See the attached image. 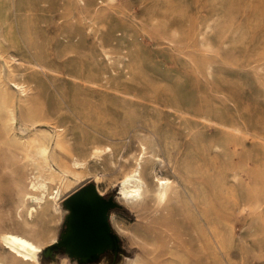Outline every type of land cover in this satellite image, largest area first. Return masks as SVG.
I'll use <instances>...</instances> for the list:
<instances>
[{"label":"rangeland","instance_id":"obj_1","mask_svg":"<svg viewBox=\"0 0 264 264\" xmlns=\"http://www.w3.org/2000/svg\"><path fill=\"white\" fill-rule=\"evenodd\" d=\"M70 17L87 18L80 37ZM0 41V71L29 83L48 115L37 128L63 130L70 152L55 148L57 157L87 164L68 196L94 183L118 204L115 244L91 264H264V0H0ZM142 143L145 178L155 168L174 181L164 208L117 199ZM33 167L0 152V232H26L18 191ZM69 215L64 201L39 210L36 239L60 241ZM84 262L66 249L40 255ZM0 263L26 264L1 243Z\"/></svg>","mask_w":264,"mask_h":264},{"label":"bare ground","instance_id":"obj_2","mask_svg":"<svg viewBox=\"0 0 264 264\" xmlns=\"http://www.w3.org/2000/svg\"><path fill=\"white\" fill-rule=\"evenodd\" d=\"M69 19H71L69 20L70 36L80 37L81 30L77 27V23H82L87 18L70 17ZM2 20L5 24L6 20L4 18ZM6 35L3 30L2 36L11 42ZM1 44L0 41V49ZM0 58L6 60L1 51ZM39 67L43 65L40 64ZM10 83H14V86ZM31 92L29 83L8 81L5 74L0 71V152L9 154L12 165H18L23 159L30 160L34 164L28 184L21 186L18 191L22 202L17 210V219L18 224L26 232H0V243L4 250L16 260L26 264H40V255L46 248L58 244L59 239L53 238L47 245L41 244L36 237L42 238L43 230L36 227L34 219L39 210L48 207L55 212L61 210V204L72 191L73 183L81 181L87 164L75 159L68 165L57 157L55 148L70 152L67 140L62 133L63 130H59L58 127H54V132L37 128L44 122H48L49 118L45 111L38 109L32 102ZM18 120L20 123L18 129L25 131L24 128L31 127L35 131L26 138L18 136L16 128ZM226 146L230 147V143L226 142ZM102 152V149L97 148L93 155L99 156ZM147 155L148 147L142 143L141 156L136 158V166L125 172L120 180L117 199L133 211H138L145 206L149 199L164 208L174 191V181L155 168L152 169L154 181L145 178L143 162L149 158ZM154 164L163 165L164 161L158 157L154 159ZM53 184H56L54 188ZM16 185L19 187L17 182ZM97 190L99 191L98 186ZM173 193L177 194L175 191ZM100 195L104 196L101 193ZM28 233L34 234L35 237ZM103 241L107 242V239L103 237Z\"/></svg>","mask_w":264,"mask_h":264},{"label":"water","instance_id":"obj_3","mask_svg":"<svg viewBox=\"0 0 264 264\" xmlns=\"http://www.w3.org/2000/svg\"><path fill=\"white\" fill-rule=\"evenodd\" d=\"M64 204L70 210L66 231L59 243L49 249H66L86 264L95 261L115 244L109 223L110 211L118 207L115 198L101 196L97 186L88 183L67 197Z\"/></svg>","mask_w":264,"mask_h":264},{"label":"trees","instance_id":"obj_4","mask_svg":"<svg viewBox=\"0 0 264 264\" xmlns=\"http://www.w3.org/2000/svg\"><path fill=\"white\" fill-rule=\"evenodd\" d=\"M100 258H101V256L98 259H96L95 261H93V262H97L98 260H100ZM93 262H90V263H87V264H91Z\"/></svg>","mask_w":264,"mask_h":264}]
</instances>
